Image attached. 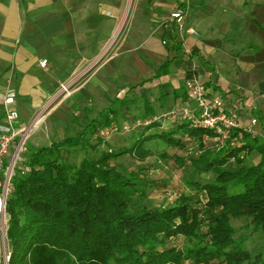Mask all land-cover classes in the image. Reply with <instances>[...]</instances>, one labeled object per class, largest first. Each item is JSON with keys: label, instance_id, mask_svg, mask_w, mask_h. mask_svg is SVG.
Here are the masks:
<instances>
[{"label": "crops", "instance_id": "crops-1", "mask_svg": "<svg viewBox=\"0 0 264 264\" xmlns=\"http://www.w3.org/2000/svg\"><path fill=\"white\" fill-rule=\"evenodd\" d=\"M189 1V17L180 31L171 21L180 7L177 0H0V94L15 95L20 125H29L61 84L92 63L121 28L110 58L78 92L59 102L28 147L73 137L87 116L118 100L128 104L120 125L149 123L123 149L145 136L172 133L190 145L185 151L174 148L169 160L175 163L195 145L202 155L212 145L206 136L200 141L186 134L187 123L179 114L196 110L186 88L193 66L209 100L234 115L243 130L257 120L254 136L264 139V0ZM166 64L168 73L155 78ZM144 99L155 112L145 120ZM4 122L0 101V135ZM152 125L157 126L148 128ZM260 161L257 153L253 163Z\"/></svg>", "mask_w": 264, "mask_h": 264}, {"label": "trees", "instance_id": "trees-1", "mask_svg": "<svg viewBox=\"0 0 264 264\" xmlns=\"http://www.w3.org/2000/svg\"><path fill=\"white\" fill-rule=\"evenodd\" d=\"M168 71L166 64L155 78ZM144 105L143 120L155 114L146 99ZM123 108L128 104L117 100L90 122L82 121L79 136L49 147H28L25 165L30 170L16 174L7 206L9 264H264V139L237 130L218 150L209 132L187 122L186 134L200 141L206 136L213 149L193 160L197 170L214 172L216 179L191 183L194 194H182L166 208L135 207L136 198L145 197L140 178L119 172L117 157L128 155L144 163L153 155L146 147L149 142L162 141L181 151L190 144L162 133L140 138L120 152L106 144L104 150L92 145L101 130L118 122ZM232 140L238 143L232 145ZM78 149H102L101 156H87L79 165L68 161L66 153ZM254 151L261 161L249 165L248 153ZM186 165L181 161L178 168ZM241 219L248 222L244 236L237 237L233 221ZM254 235L262 237L255 254L247 247ZM178 238L185 239L184 247L172 243Z\"/></svg>", "mask_w": 264, "mask_h": 264}, {"label": "built area", "instance_id": "built-area-1", "mask_svg": "<svg viewBox=\"0 0 264 264\" xmlns=\"http://www.w3.org/2000/svg\"><path fill=\"white\" fill-rule=\"evenodd\" d=\"M177 1L180 3V7L172 14L171 21L179 27L180 31H184L190 13V1ZM188 32L197 35L194 29H189ZM120 33L121 28L117 32L116 38ZM116 38L112 39L102 53L79 75L61 84L58 92L34 116L29 125L19 124L20 116L14 108L16 104L15 95L12 93L0 94V101L3 103L5 109V122L1 127L0 135V264H9L11 259V248L8 239L10 216L7 206L12 181L16 174L20 171L22 175H25L30 170L25 165L24 155L27 152V143L31 135L41 127L59 102L73 96L96 74L95 70L110 58ZM197 71V67L193 66L191 74L186 80L187 93L196 104V110L184 109L182 116L188 121L192 129L209 132L213 136L218 150H221L231 140L234 132L243 130V128L234 115L218 109L216 104L209 100ZM256 124L257 120L253 119L251 126L244 129V131L255 135L253 126ZM136 125H141V123L138 122ZM131 128L129 125L113 123L101 130L99 137L108 139L117 134L128 133Z\"/></svg>", "mask_w": 264, "mask_h": 264}, {"label": "rangeland", "instance_id": "rangeland-1", "mask_svg": "<svg viewBox=\"0 0 264 264\" xmlns=\"http://www.w3.org/2000/svg\"><path fill=\"white\" fill-rule=\"evenodd\" d=\"M188 109V108H185ZM184 110V109H183ZM181 110L180 117L184 122H188L183 118ZM99 114V113H98ZM97 114V115H98ZM97 115L93 117L96 118ZM93 117L87 116L83 122H90L93 120ZM165 120V124H169V118H163ZM121 120L116 122V124L120 125ZM144 124L141 122V125H136L131 128L128 133L125 134H117L108 139H102L104 143H102L98 137L92 140V145L98 146L104 150V144L112 149H123L124 147L131 146L136 140L137 135L142 132L144 129ZM125 125V124H122ZM164 126L166 128L167 126ZM84 127L79 124L78 130L74 132L73 137L79 136L83 132ZM158 133V132H157ZM238 140H232L231 144H237ZM150 148L153 153L151 159L146 162H137L131 156L121 155L118 156L115 160V164L119 172H121L125 176H129L131 174H136L141 181V188L145 192V197L136 198L134 202V206H143L148 209H161L166 208L169 205L173 204L180 195H192L194 194V189L190 187L191 183H201L206 184L212 182L216 179V174L214 172L209 173H201L197 168L199 167L195 161L200 156L199 147L195 145L192 150H188L183 154L182 158H179L181 161L185 162L186 169H179L180 162L174 163V161L169 160L170 153L177 151L174 148L168 147L163 142H149L146 146ZM27 152L24 155V162L28 160V144H27ZM93 150L89 149L87 151L78 149L74 152L66 153V158L68 161L73 162L79 165L87 156H90L93 159H98L101 156V150ZM213 150V149H212ZM217 150L213 151V154L216 153ZM163 153H166L164 155ZM257 157V153L254 152L248 159L247 163L249 165L254 164L253 160ZM179 169V170H178ZM247 219L234 220L233 225L237 229V237L244 236V226L247 224ZM254 240H250L247 244L248 249L255 254L260 248L262 243V237L260 235H254L252 237ZM172 243L178 247H184L186 241L184 238H178L172 241Z\"/></svg>", "mask_w": 264, "mask_h": 264}]
</instances>
